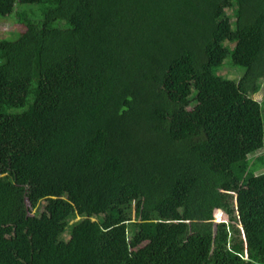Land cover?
Masks as SVG:
<instances>
[{
  "label": "trees",
  "instance_id": "1",
  "mask_svg": "<svg viewBox=\"0 0 264 264\" xmlns=\"http://www.w3.org/2000/svg\"><path fill=\"white\" fill-rule=\"evenodd\" d=\"M7 18L0 264H264V0H0Z\"/></svg>",
  "mask_w": 264,
  "mask_h": 264
},
{
  "label": "rangeland",
  "instance_id": "2",
  "mask_svg": "<svg viewBox=\"0 0 264 264\" xmlns=\"http://www.w3.org/2000/svg\"><path fill=\"white\" fill-rule=\"evenodd\" d=\"M228 14L231 13V11H227ZM62 25H64V22H61ZM25 31V27L22 25H19L15 22L14 18H7V19H0V39L2 38H9V39H15L18 33H23ZM15 35L14 37H12ZM243 73V69L239 67H234L231 62L230 58L225 59L223 62V65L221 66L218 74H221L224 78L227 79H237L239 78ZM253 99H255L258 102L261 103L262 107L264 108V80L262 81V87L261 90L252 96ZM261 153V154H260ZM257 154V156H260L263 154V152H260ZM253 158V155L248 156V160H251ZM255 167L257 168L258 163H254ZM264 173V169H260L257 171V174ZM44 204V203H43ZM214 222H220L226 219V216L220 212L215 211L214 213Z\"/></svg>",
  "mask_w": 264,
  "mask_h": 264
}]
</instances>
